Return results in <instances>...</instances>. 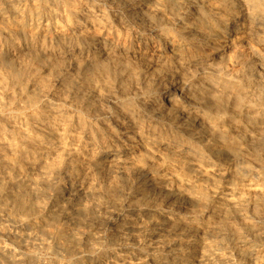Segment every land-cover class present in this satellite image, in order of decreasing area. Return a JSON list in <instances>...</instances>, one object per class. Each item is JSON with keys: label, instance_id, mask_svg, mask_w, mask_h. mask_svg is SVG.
Returning <instances> with one entry per match:
<instances>
[{"label": "clouds", "instance_id": "clouds-1", "mask_svg": "<svg viewBox=\"0 0 264 264\" xmlns=\"http://www.w3.org/2000/svg\"><path fill=\"white\" fill-rule=\"evenodd\" d=\"M0 264H264V0H0Z\"/></svg>", "mask_w": 264, "mask_h": 264}]
</instances>
